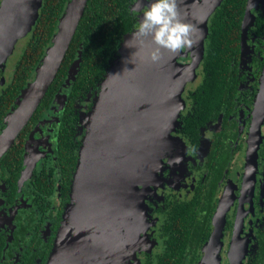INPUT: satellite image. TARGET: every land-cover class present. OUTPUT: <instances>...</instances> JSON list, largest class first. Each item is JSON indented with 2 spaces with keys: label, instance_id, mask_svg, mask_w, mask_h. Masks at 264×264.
Listing matches in <instances>:
<instances>
[{
  "label": "flooded vegetation",
  "instance_id": "flooded-vegetation-1",
  "mask_svg": "<svg viewBox=\"0 0 264 264\" xmlns=\"http://www.w3.org/2000/svg\"><path fill=\"white\" fill-rule=\"evenodd\" d=\"M200 1L205 3L187 0V5L197 10L202 5L204 11L208 5ZM216 8L207 18L203 56L196 71L193 69L196 83L182 90L176 124L169 130L155 179L144 196L149 224L132 244L134 252L125 253V246H118L119 260L111 263L108 257L107 264H156L165 250L162 233L169 213L193 204L198 209L197 219L205 217L207 224L196 258L184 264H264V25L261 33L257 26V18L264 17V0L246 2L231 84H222L212 92L215 106L205 105L204 97L199 105L194 96L197 90L204 93L203 57ZM195 23L192 36H198L192 37L191 50L182 51L178 60L184 66H190L199 54L196 39L204 31L200 21ZM18 43L20 40L0 70V93L10 79L6 78V68L13 69ZM179 72L187 74L183 68ZM60 91L51 107L53 113L36 123L23 140L15 191V176L0 169V264H52L62 214L72 192L63 194L57 178L54 123H59L58 114L67 100V94ZM82 125L80 122L76 134L79 141L84 135ZM46 180L54 186L51 191L48 182L43 195L40 191L45 187L35 185H45ZM32 198L42 205L36 206ZM48 200L51 204L46 206Z\"/></svg>",
  "mask_w": 264,
  "mask_h": 264
},
{
  "label": "water",
  "instance_id": "water-1",
  "mask_svg": "<svg viewBox=\"0 0 264 264\" xmlns=\"http://www.w3.org/2000/svg\"><path fill=\"white\" fill-rule=\"evenodd\" d=\"M42 1L0 0V70L16 43L31 31ZM220 2L205 0L202 3L208 6L202 11L201 5L199 14L196 7L177 0L185 22L194 19L190 20L194 26L200 21L204 31L195 45L199 46L200 56L192 59L187 74H180L177 54L164 52L157 64L132 56L135 47L125 46L130 34L125 36L119 49L122 59L116 65L117 72L106 88L109 70L108 78L101 85L102 95L86 116L87 130L79 150L71 201L63 213L52 264L56 261L60 264H107L108 257L111 263L119 260L118 246L132 251V244L143 229L141 220L146 211L143 192L155 179L169 130L176 124L183 85L189 73L194 76L193 68L203 56L207 18ZM86 4L87 0L68 1L32 80L17 97L16 107L3 120L0 160L55 79ZM195 36L197 33L192 37ZM79 63L80 58H77L70 67L65 87L74 80Z\"/></svg>",
  "mask_w": 264,
  "mask_h": 264
},
{
  "label": "trees",
  "instance_id": "trees-1",
  "mask_svg": "<svg viewBox=\"0 0 264 264\" xmlns=\"http://www.w3.org/2000/svg\"><path fill=\"white\" fill-rule=\"evenodd\" d=\"M68 1L43 0L35 24L29 34L21 40L23 45L17 48L12 75L0 93V129L3 127L4 117L16 107L15 101L20 92L32 80L36 67L49 46L52 36L56 33L59 19ZM130 2L131 0H87L83 15L55 79L28 125L0 160V169L15 176L14 191L23 140L36 123L53 113L51 107L55 104L59 90L67 94V100L61 113L58 114L59 123H54L57 132L56 156L60 171L57 178H60L63 194L72 191V173L76 170L82 143L76 135L81 129L79 123L83 124L86 121V116L94 103L89 99L94 98L100 91L102 83L106 80L118 56L125 36L133 31L135 21L128 12ZM246 2L247 0H223L213 12L211 38H208L203 57L204 93L197 90L194 96V100L199 105L202 104L204 97L205 105L215 106L211 103L216 97L212 92L222 84L226 87L231 84L233 59L235 49H238L239 29ZM257 21L261 33L264 17L259 16ZM77 58H80L77 74L65 87L68 71ZM202 124L203 122L198 123V125ZM48 182L52 191L53 181L46 180L45 185H35L40 189L45 187L40 194H47ZM31 202L36 206L42 205L33 198ZM46 203V206L51 204L50 200ZM197 210V206L193 204L188 205L187 208H174L173 214L169 213L164 233H162V237L165 238V250L158 257L156 264H184L185 261L191 262L196 258L197 247L205 236L207 224L205 217L202 220L197 219Z\"/></svg>",
  "mask_w": 264,
  "mask_h": 264
},
{
  "label": "clouds",
  "instance_id": "clouds-1",
  "mask_svg": "<svg viewBox=\"0 0 264 264\" xmlns=\"http://www.w3.org/2000/svg\"><path fill=\"white\" fill-rule=\"evenodd\" d=\"M128 12L135 22L125 46L135 47L131 55L142 62L157 64L164 52L176 55L194 42L193 25L182 18L177 0H131Z\"/></svg>",
  "mask_w": 264,
  "mask_h": 264
},
{
  "label": "rangeland",
  "instance_id": "rangeland-1",
  "mask_svg": "<svg viewBox=\"0 0 264 264\" xmlns=\"http://www.w3.org/2000/svg\"><path fill=\"white\" fill-rule=\"evenodd\" d=\"M186 1V3H187V0H185ZM193 5H195L194 3H192ZM191 21L193 22L194 21V19H191ZM128 39H130V37L128 38ZM127 39V40H128ZM135 41H130V43L132 44L133 43V45L135 44L134 43ZM23 45V43L21 42V40H20V43H18V45H17V48H20L21 46ZM203 45H204V39H203ZM133 47H131V49H132ZM197 48V51H199V54L197 55L198 56V58H199V56H200V50H199V46L198 47H196ZM187 50H191L190 48H188ZM18 52V50L16 49V51H15V53H14V55H13V59L14 60H16V58H17V56H15V54ZM183 54H182V52H179L178 54H177V56H176V61H177V68L179 69V68H183V69H186L187 70V72H189V69H191V67H192V65H185V67H182L181 66V63L178 61L180 58V56H182ZM15 56V57H14ZM120 58H121V55L118 53V56H117V58H116V60H115V62L113 63V66H112V68H111V71H110V73H109V82L107 81V84H105L106 86V88H107V86H108V84L110 83V81L112 80L111 78H112V76H114V73L115 72H117V69H116V65H117V63H119L120 62ZM196 58V57H195ZM122 59V58H121ZM192 62V61H191ZM197 66H198V64L197 65H195L194 66V70L196 71V68H197ZM11 73H12V67L11 68H6V78L7 79H9L10 78V76H11ZM193 76L189 73V76H188V78H187V80H185V83H184V85H183V89H184V87H189V85H191V84H195L196 82V80L194 79V80H192L193 78H192ZM108 78V77H107ZM116 79H113V81H115ZM190 80H192V81H190ZM190 81V82H189ZM123 87H124V85H122ZM102 95V91H101V89H100V91L95 95V97L94 98H92L91 99V101H93L94 103H96L98 100H99V98H100V96ZM95 100V101H94ZM59 102H60V99L58 100ZM121 101V100H120ZM93 103V104H94ZM86 123H88L87 122V120L86 121H84L83 122V125H82V127H83V138H84V136H85V134H86ZM83 138H82V140H83ZM81 140V141H82ZM150 188V186L148 187L147 186V188H146V191H144L143 193V197L145 196V194L146 193H148V191L150 190L149 189ZM144 199V198H143ZM144 202H145V200H143ZM143 210H144V208H143ZM142 217V216H141ZM138 220H141V218L139 217L138 218ZM137 220V221H138ZM145 220V221H144ZM142 225H143V227L142 228H144L145 230H146V228H147V226H148V219H147V217H146V215H145V213L143 212V217H142ZM140 221V222H141ZM139 222V221H138ZM145 222V223H144ZM145 224V225H144ZM148 245H150V244H148ZM135 248H136V246H135ZM128 252H134V249L132 248V251H130L129 249L127 250V249H125V253H128ZM151 252H155V251H153V250H151Z\"/></svg>",
  "mask_w": 264,
  "mask_h": 264
},
{
  "label": "bare ground",
  "instance_id": "bare-ground-1",
  "mask_svg": "<svg viewBox=\"0 0 264 264\" xmlns=\"http://www.w3.org/2000/svg\"><path fill=\"white\" fill-rule=\"evenodd\" d=\"M168 54V53H167ZM169 55H171V53H169Z\"/></svg>",
  "mask_w": 264,
  "mask_h": 264
}]
</instances>
